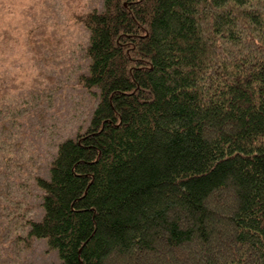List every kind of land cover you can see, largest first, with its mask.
<instances>
[{
    "label": "trees",
    "instance_id": "1",
    "mask_svg": "<svg viewBox=\"0 0 264 264\" xmlns=\"http://www.w3.org/2000/svg\"><path fill=\"white\" fill-rule=\"evenodd\" d=\"M95 107L36 176L59 264H264V0H103Z\"/></svg>",
    "mask_w": 264,
    "mask_h": 264
},
{
    "label": "rangeland",
    "instance_id": "2",
    "mask_svg": "<svg viewBox=\"0 0 264 264\" xmlns=\"http://www.w3.org/2000/svg\"><path fill=\"white\" fill-rule=\"evenodd\" d=\"M103 0H0V264H59L43 239L36 176L64 139L85 130L96 99L78 84L89 33L78 15Z\"/></svg>",
    "mask_w": 264,
    "mask_h": 264
}]
</instances>
